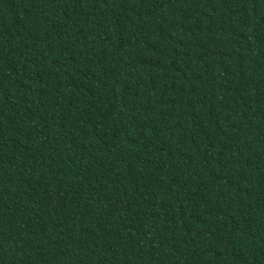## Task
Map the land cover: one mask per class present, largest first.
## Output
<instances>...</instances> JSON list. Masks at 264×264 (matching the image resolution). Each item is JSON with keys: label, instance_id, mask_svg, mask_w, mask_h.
<instances>
[{"label": "trees", "instance_id": "16d2710c", "mask_svg": "<svg viewBox=\"0 0 264 264\" xmlns=\"http://www.w3.org/2000/svg\"><path fill=\"white\" fill-rule=\"evenodd\" d=\"M0 264H264V0H0Z\"/></svg>", "mask_w": 264, "mask_h": 264}]
</instances>
